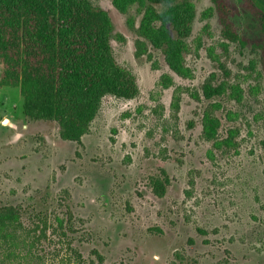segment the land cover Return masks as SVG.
<instances>
[{
	"label": "rangeland",
	"instance_id": "374dc122",
	"mask_svg": "<svg viewBox=\"0 0 264 264\" xmlns=\"http://www.w3.org/2000/svg\"><path fill=\"white\" fill-rule=\"evenodd\" d=\"M91 1L107 11L114 57L138 91L101 97L77 143L61 138L56 121L24 113L0 64V204L53 216L66 196L81 228L74 246L104 264H264V48L254 44L264 0H228L244 47L222 36L211 0H177L190 5L179 70L141 30L147 11L162 15L165 4ZM151 26L178 37L157 16ZM207 79L223 93L205 99ZM161 169L170 182L159 197L149 178Z\"/></svg>",
	"mask_w": 264,
	"mask_h": 264
},
{
	"label": "trees",
	"instance_id": "16d2710c",
	"mask_svg": "<svg viewBox=\"0 0 264 264\" xmlns=\"http://www.w3.org/2000/svg\"><path fill=\"white\" fill-rule=\"evenodd\" d=\"M135 1L167 6L162 15L148 10L141 30L155 47L165 46L169 64L179 70L190 5L177 0H112L120 10ZM211 1L221 16L222 36L244 47L247 40L228 19L232 10L228 0ZM256 5L260 9L259 40L254 44L264 48V7ZM154 16L170 22L178 37L173 39L162 26L153 28ZM112 36L107 11L91 0H0L1 82L19 87L28 117L56 121L61 138L80 143L101 97L132 98L138 91L132 73L114 57ZM201 93L212 99L223 93V86L207 79ZM174 108H179L178 97ZM204 130L217 141V123L208 112ZM169 182L164 169L149 178L153 193L159 197ZM60 204L62 214L53 216L42 210L0 204V264H104L98 251L93 249L92 256L85 258L74 246V235L81 228L66 196Z\"/></svg>",
	"mask_w": 264,
	"mask_h": 264
}]
</instances>
